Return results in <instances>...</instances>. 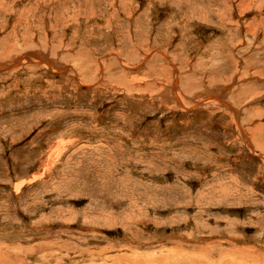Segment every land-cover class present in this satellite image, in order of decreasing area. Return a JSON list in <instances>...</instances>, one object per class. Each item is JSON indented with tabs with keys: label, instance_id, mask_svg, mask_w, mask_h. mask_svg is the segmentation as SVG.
<instances>
[{
	"label": "rangeland",
	"instance_id": "rangeland-1",
	"mask_svg": "<svg viewBox=\"0 0 264 264\" xmlns=\"http://www.w3.org/2000/svg\"><path fill=\"white\" fill-rule=\"evenodd\" d=\"M155 258L264 264V0H0V264Z\"/></svg>",
	"mask_w": 264,
	"mask_h": 264
},
{
	"label": "bare ground",
	"instance_id": "bare-ground-1",
	"mask_svg": "<svg viewBox=\"0 0 264 264\" xmlns=\"http://www.w3.org/2000/svg\"><path fill=\"white\" fill-rule=\"evenodd\" d=\"M29 61H30V59H28ZM53 67V66H52ZM176 83V82H175ZM174 83V89H175V87L177 86V84H175ZM177 88V87H176ZM207 97V96H206ZM239 97V96H238ZM208 98H213V97H208ZM221 99V98H220ZM207 101V100H206ZM216 101V100H215ZM218 101H219V99H218ZM208 102V101H207ZM209 102H210V100H209ZM208 102V103H209ZM224 106H227V108H229L230 110H232V113L234 114V116L238 119V111L237 110H235V109H233V107H231V106H229L227 103H223V102H221ZM220 103V104H221ZM238 121V120H237ZM240 122V121H239ZM239 124V123H238ZM240 129V132H241V134L242 135H244V130L242 129V128H239ZM263 148V147H262ZM189 240V239H188ZM188 245V244H187ZM186 254V253H185ZM184 254V255H185ZM157 256V255H156ZM166 256V255H165ZM167 258H169V257H167ZM147 259V258H146ZM163 259V258H162ZM153 261H149V259L148 260H144V262L143 261H141V260H134L132 263H130V264H161V260H160V258H155V259H152ZM174 260V259H173ZM162 261H164V260H162ZM166 262V261H165ZM169 262V261H168ZM181 262H183L184 264L186 263V262H184V261H180V263L179 264H183V263H181ZM189 262V261H188ZM163 264H164V262H162ZM170 263V262H169ZM177 263V262H176ZM196 263V262H195ZM71 264V263H70ZM192 264H194V263H192Z\"/></svg>",
	"mask_w": 264,
	"mask_h": 264
}]
</instances>
